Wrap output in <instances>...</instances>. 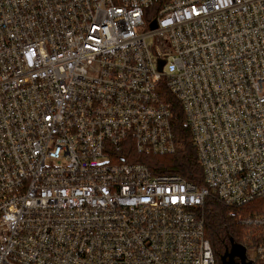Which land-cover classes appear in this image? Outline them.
Instances as JSON below:
<instances>
[{"label": "built area", "instance_id": "obj_1", "mask_svg": "<svg viewBox=\"0 0 264 264\" xmlns=\"http://www.w3.org/2000/svg\"><path fill=\"white\" fill-rule=\"evenodd\" d=\"M163 85L201 187L123 159L175 152ZM206 198H264V0H0V264H217Z\"/></svg>", "mask_w": 264, "mask_h": 264}, {"label": "trees", "instance_id": "obj_2", "mask_svg": "<svg viewBox=\"0 0 264 264\" xmlns=\"http://www.w3.org/2000/svg\"><path fill=\"white\" fill-rule=\"evenodd\" d=\"M155 18V17H152ZM160 93L162 99L169 104L172 112L171 127L175 137L176 150L172 154L155 155L140 153L132 148L123 151L124 160L142 163L154 174H177L186 180L203 186L202 168L195 154L192 135L183 125L184 115L177 99L169 93L164 85ZM130 154V158L126 154ZM198 216L203 221L204 235L209 241L217 264L226 248L229 239L242 245L258 243L253 227L243 223V219L254 213L264 212V198H255L245 205L228 208L215 199L206 198L198 208ZM260 232V229H259Z\"/></svg>", "mask_w": 264, "mask_h": 264}, {"label": "water", "instance_id": "obj_3", "mask_svg": "<svg viewBox=\"0 0 264 264\" xmlns=\"http://www.w3.org/2000/svg\"><path fill=\"white\" fill-rule=\"evenodd\" d=\"M155 22H151L150 28H155ZM163 61H159L158 69H162ZM229 247L226 248L223 255L220 257L221 264H254L253 260L247 259L246 247L239 243H234L232 239H229ZM235 258L238 261H235Z\"/></svg>", "mask_w": 264, "mask_h": 264}, {"label": "rangeland", "instance_id": "obj_4", "mask_svg": "<svg viewBox=\"0 0 264 264\" xmlns=\"http://www.w3.org/2000/svg\"><path fill=\"white\" fill-rule=\"evenodd\" d=\"M251 230H252V231H253V230H256V231H254V233H255V235H257V237H258V236H259V233L262 234V231H261V230H263V229H260V232H259V229H257V228H252ZM258 241H259V239H258Z\"/></svg>", "mask_w": 264, "mask_h": 264}, {"label": "flooded vegetation", "instance_id": "obj_5", "mask_svg": "<svg viewBox=\"0 0 264 264\" xmlns=\"http://www.w3.org/2000/svg\"><path fill=\"white\" fill-rule=\"evenodd\" d=\"M235 261H238V259H237V258H235Z\"/></svg>", "mask_w": 264, "mask_h": 264}]
</instances>
